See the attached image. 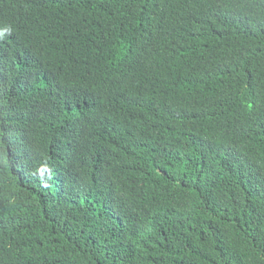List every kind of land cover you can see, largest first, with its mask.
Returning <instances> with one entry per match:
<instances>
[{
  "label": "trees",
  "instance_id": "16d2710c",
  "mask_svg": "<svg viewBox=\"0 0 264 264\" xmlns=\"http://www.w3.org/2000/svg\"><path fill=\"white\" fill-rule=\"evenodd\" d=\"M0 264H264V0H0Z\"/></svg>",
  "mask_w": 264,
  "mask_h": 264
}]
</instances>
